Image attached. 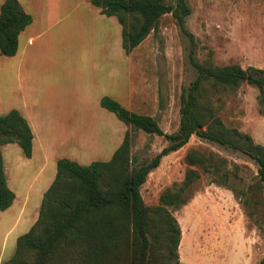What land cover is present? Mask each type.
I'll list each match as a JSON object with an SVG mask.
<instances>
[{"label":"rangeland","instance_id":"374dc122","mask_svg":"<svg viewBox=\"0 0 264 264\" xmlns=\"http://www.w3.org/2000/svg\"><path fill=\"white\" fill-rule=\"evenodd\" d=\"M187 1L191 14L186 17V28L191 37L169 13L140 45L126 53L123 25L117 16L105 20L91 0H72L50 21L61 17V22L45 35H34L22 58L13 60L0 53V114L20 110L35 134L31 159L17 144L2 152L8 185L17 201L8 212L0 210V264L13 256L16 236L27 232L38 217L40 206L33 208L37 198H23L27 187L34 184L35 193L50 175H56L58 159L83 165L108 161L126 132L138 164L168 145L163 136L124 124L100 105L103 96L154 117L166 133H174L180 126L182 90L197 77L192 58L211 68L239 64L244 69H264L263 0ZM258 96V88L248 82L238 86L205 82L199 107L205 128L220 120L226 135L244 143L242 134H247L264 146V115ZM192 153L204 159L209 171L188 163ZM43 158L49 162L46 171L41 169ZM190 169L200 177L184 193L188 202L172 210L182 233L180 263L261 264L264 184L256 161L243 151L193 135L148 175L141 187L147 206L156 207L165 190L180 187ZM23 199V218L29 221L8 238L5 216H15Z\"/></svg>","mask_w":264,"mask_h":264},{"label":"trees","instance_id":"16d2710c","mask_svg":"<svg viewBox=\"0 0 264 264\" xmlns=\"http://www.w3.org/2000/svg\"><path fill=\"white\" fill-rule=\"evenodd\" d=\"M106 16H117L123 25L122 42L130 53L156 27L159 19L171 13L182 31L191 14L187 0H91ZM33 17L19 0H5L0 7V53L15 56L20 33ZM197 77L181 94L179 129L166 133L152 116L124 107L110 96H103L100 105L113 112L127 126L148 134L163 136L169 143L150 160L139 163L131 153L129 132L108 161L83 165L69 158L57 161L55 179L45 191L36 221L16 241L13 256L1 264H181L179 247L181 228L172 210L188 202L185 191L200 177L188 170L185 182L177 189L165 190L160 204L150 208L144 201L141 187L164 156L185 146L193 135L233 150L243 151L259 166L264 184V146L242 134L244 143L226 135L223 124L206 126L200 111L204 83L238 86L248 82L259 90L258 100L264 115V69L239 64L211 68L192 58ZM34 134L28 120L16 109L0 115V210L9 209L15 192L9 187L1 146L17 143L27 158L33 154ZM191 165L203 166L204 159L190 154ZM225 176H228L225 174ZM219 183V181H218ZM219 184H222L221 182ZM164 247V248H163ZM264 264V258L261 260Z\"/></svg>","mask_w":264,"mask_h":264},{"label":"crops","instance_id":"0c3cea01","mask_svg":"<svg viewBox=\"0 0 264 264\" xmlns=\"http://www.w3.org/2000/svg\"><path fill=\"white\" fill-rule=\"evenodd\" d=\"M4 1L5 0H0V7H1V5H2V3ZM19 1L21 2V4L24 7V9L28 13H30L32 15L33 21H32V23L30 25H28L20 33V35H19L18 52H17V54L15 56L10 57V58H13V60H16V59L19 60L20 57L22 58L26 54L27 47H29V46H31L33 44L32 38H33L34 35L35 36L45 35L46 32H48L49 30H52V28H53V26L55 24L61 22L60 21L62 19L61 17L57 18L53 22H50L56 16V14L59 12V9L61 7H66V6H71L72 5V0H19ZM262 3L264 4V0L262 1ZM51 7H52V9H51ZM102 16H103V18H105V20L109 19V17H110V16H106L104 14ZM114 24H115V22H114ZM115 26H117V25H115ZM108 27H109V25H108ZM69 28H72V23L70 24ZM262 51H263V59H264V47H263ZM10 65H13V64H10ZM10 110L11 109H9L7 112H4L3 114H0V115H4V114L8 113ZM29 124H30V122H29ZM30 126H31V124H30ZM31 128H32V126H31ZM32 131H33V128H32ZM33 134H34V131H33ZM34 142H35V134H34V140H33V154H32V157L34 155V148H35ZM12 144H17V143H9V144L3 145L2 146V152H4V149L9 147V146H11ZM3 157H4V153H3ZM48 165H49V162H47L45 160V158H43V166L41 168L42 171H46ZM4 167H5V171H7V167L5 165V160H4ZM6 175H7V173H6ZM6 177H7V182L9 184V178H8V176H6ZM54 179H55V175L54 176L50 175V177H48V179L46 181V184H43L42 187L37 188L38 190L35 193H34V186L35 185L34 184L33 185L30 184L29 187H27V189H26L27 192H26V194H25V196L23 198L25 199L27 197H29V198L36 197L37 201H36V204L33 206V208L35 206H40L41 205L40 204V198L41 197L43 198V195H44L45 191L49 188V186L54 181ZM24 199L17 206L15 216H12V217H9V218L7 216H5L4 223H6V225H4V230H5V236L8 237V238L10 237V234L13 233L16 230L17 227H19L22 224L25 225L29 221L28 218L26 220H24V218H23L25 213H26L25 210L22 211V204L24 203ZM16 201H17V194H16V199H15L13 205L9 209H7V210H5L3 212L6 213L9 210H11V208H13V206L15 205ZM23 205H25V204H23ZM23 221H26V222H23ZM19 236H16V237L18 238Z\"/></svg>","mask_w":264,"mask_h":264}]
</instances>
